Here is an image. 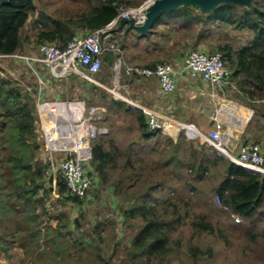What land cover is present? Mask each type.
Returning a JSON list of instances; mask_svg holds the SVG:
<instances>
[{"label": "rangeland", "instance_id": "obj_1", "mask_svg": "<svg viewBox=\"0 0 264 264\" xmlns=\"http://www.w3.org/2000/svg\"><path fill=\"white\" fill-rule=\"evenodd\" d=\"M125 1L127 3H122L124 7H138L147 0ZM86 3V0H35L36 11L20 31L21 48L17 51L18 54L36 50L38 44L35 39L37 40L41 29L39 13L49 14L51 17H58L60 14L63 16L81 10ZM175 18L166 12L156 20L151 33L141 37L143 39L135 34L118 35L122 57L117 58L142 65L172 63L174 54H178L179 58L184 57L190 49L212 52L209 49L216 44L230 43L238 48L248 43L247 33L224 25L213 26L212 32L208 30V35L196 37V32L200 30L199 25L191 22L187 29L177 22V26H174L173 23L178 21ZM164 22L168 23L163 28H156L158 23L162 25ZM142 42L145 45L140 44ZM138 46L141 49L143 47L145 52L139 54L136 50ZM134 53L145 62H134ZM19 65L13 59H1L0 77L17 78L14 80L30 92L34 101L35 94H38V91L35 92V76L26 63L25 69L29 74L21 75L16 69ZM38 71L44 75V70ZM121 75L122 70H116L114 66L108 68L103 60L94 79L104 82L106 88L111 89L118 85ZM45 80L47 81L46 77ZM83 80H74L77 82L74 89L69 88L68 91L71 89L73 97L77 98L82 97L86 91L85 101L88 106L98 104L107 108L105 120L102 118L100 123H90L107 128L106 134L97 137L101 136L104 141L119 148L116 165L108 168L105 180H94L95 186L90 187L89 196L80 206L68 203L55 205L57 200L54 199L55 188L52 186L53 190H50L47 202L48 213H44L41 207L37 209L38 225L41 227L40 250L43 253L34 257L32 264H159L157 258L146 259L142 253L133 254L132 241L142 228L143 222L139 216L126 218L124 211L129 212L134 204L142 202L153 208L155 217L167 236L171 250L168 264H264V201L260 212L252 220L242 219L238 224H233L227 213L215 202L214 189L223 177V160L230 158L219 154L223 160L213 166L209 164L207 174H197L190 168V163L195 164V169L204 158L214 159L218 153L213 146L203 139H189L182 128L179 135H163L161 132L150 139H143L132 111L126 112L123 108L114 107L110 100L114 99L110 91L98 84H93L97 88H87L83 85L87 81ZM227 81V89L224 88L223 95L226 98L232 96L231 99L241 100L250 106H253L251 101L255 102V121L263 125L264 98L251 100L240 92L233 78L230 77ZM69 84L71 82L65 86L69 87ZM55 86L51 82V87ZM104 91L108 96H103ZM42 94V99H52L49 93L45 94L43 91ZM120 94L129 96L122 91ZM133 110L140 111L137 107ZM223 110L230 112L228 107ZM40 128V119L36 114V135L41 144L37 160L46 164L44 143L39 135ZM0 151L6 153L2 149ZM128 154L129 164L121 169V163L128 158ZM113 183H117L115 194ZM156 184L150 195L145 196L148 188ZM200 222L210 225L212 231L198 227ZM15 229L18 228L12 226L9 230ZM19 229H22L21 226ZM9 252L8 256L0 249V264H30L31 258L26 256L25 249L19 243H15Z\"/></svg>", "mask_w": 264, "mask_h": 264}, {"label": "trees", "instance_id": "obj_2", "mask_svg": "<svg viewBox=\"0 0 264 264\" xmlns=\"http://www.w3.org/2000/svg\"><path fill=\"white\" fill-rule=\"evenodd\" d=\"M86 2V5L74 15L53 18L49 14L39 13L38 22L41 24V29L35 42L38 45L43 42H53L62 48L76 34L75 28H83L87 32L100 28L116 16L119 5L123 2L127 3L125 0H86ZM35 11V0H10L4 4L0 2L1 54H12L21 48L20 31ZM167 13L170 17L175 16L181 26L187 29L191 22L199 25L200 30L196 32V37L208 35L213 26L221 25L247 33L248 43L245 45L235 48L230 43L216 44L209 49L212 52H206L221 53L225 65L230 70L229 78L237 82L240 92L251 100L264 98V0H253L251 8L226 4L209 13L195 12L185 7ZM150 33L151 31L148 34ZM177 56L179 55L174 54L173 57ZM113 61L112 53L107 52L104 63L108 68L112 67ZM153 65L155 64L149 66ZM20 73L22 75L24 72ZM86 84H88L87 88L93 86L88 81ZM93 88L97 87L93 86ZM103 96H108L105 91ZM110 100L114 103V107L135 114L143 139L147 140L161 133L148 129L149 115L142 110L136 111L125 102ZM237 106L245 107L240 104ZM0 111V150L6 152L4 154L0 151V249L9 256L14 244L19 243L25 249L26 256L31 258L30 264H32L33 258L43 253V250H40L41 227L38 225L37 209L41 207L44 213H48L47 202L50 190L51 192L53 190L52 178L46 173L49 170V162L46 157V164L37 160L41 144L36 135L33 97L20 82L8 76L7 79L0 77ZM91 147V158L84 168L93 183L91 186L94 187V180H105L108 168L116 165L119 148L111 142L104 141L101 136L92 140ZM127 157L121 163V169L129 164L130 155L128 154ZM209 158H204L195 169V164L190 163V168H193L197 174H207L210 169L209 164L213 166L223 160L219 155L212 160ZM223 163V177L215 186L214 195L242 219L252 220L263 205L264 176L247 172L231 160L224 159ZM113 185L115 194L117 183ZM155 186L157 184L149 187L144 195H150ZM89 189L83 196L72 194L64 179L58 174L54 195V199L57 200L55 205L68 203L80 206L89 196ZM124 214L126 218L139 216L143 222L142 228L132 241L133 254L142 253L146 259L153 257L158 259L159 264H168L171 250L153 208L142 202L134 204L129 212L124 211ZM12 226L18 229L9 230ZM19 226L22 229H19ZM197 226L205 231H212L208 224L203 225L200 222ZM58 228L60 229V226Z\"/></svg>", "mask_w": 264, "mask_h": 264}, {"label": "built area", "instance_id": "obj_3", "mask_svg": "<svg viewBox=\"0 0 264 264\" xmlns=\"http://www.w3.org/2000/svg\"><path fill=\"white\" fill-rule=\"evenodd\" d=\"M145 7L146 4L136 8L120 6L117 17L107 25L87 35H73L64 48L58 47L53 42H44L38 46L37 53L33 55L0 54V60L21 59L29 66L31 63H38L56 80L75 75L92 82L91 75L100 69L102 54L105 51L119 52L114 33L118 21L133 17L135 24H141ZM124 69L128 76H156L163 94H169L175 90L176 78L183 73L191 79H200L220 89L228 83L230 75V70L225 65L221 53H206L199 50H190L186 53L179 67L168 62H160L152 67L124 63ZM36 74L38 75L37 71ZM42 85L41 91L44 90ZM27 88L30 90L28 86ZM42 98L38 92L35 98L37 100L35 112L40 119L39 135L44 143L46 160L49 162V170L46 173L52 178L54 188L57 175L60 174L72 194L83 196L92 183L84 168L91 158V142L98 135L107 133L105 126L90 122L100 123L106 108L97 105L87 106L84 101L78 99ZM181 128L189 139H203L213 146L218 154H223L220 150H224L225 154L245 171L264 176V150L258 143H241L237 152L233 154L227 151L222 135L217 129L202 133L193 124L186 123H182ZM148 129L167 135L172 133L170 125L158 120L154 115H149ZM215 198L218 207L227 213L229 219L235 223L242 221L241 217L224 205L218 196Z\"/></svg>", "mask_w": 264, "mask_h": 264}, {"label": "crops", "instance_id": "obj_4", "mask_svg": "<svg viewBox=\"0 0 264 264\" xmlns=\"http://www.w3.org/2000/svg\"><path fill=\"white\" fill-rule=\"evenodd\" d=\"M75 12L76 11H74L72 14L74 15ZM70 14L71 13H67L66 15ZM59 16L62 15L60 14L58 17L53 18H59ZM177 22L178 21L174 22L173 25L177 26ZM167 23L168 22H164L162 25L158 23L156 28H163V26H165ZM74 32L85 34L87 30L83 28H75ZM123 34L124 36H132V34L136 35V32L135 30L127 29ZM137 36L139 35H136V37ZM139 37H143V35ZM140 44L145 45L144 42ZM136 50L139 54H142L144 48L142 47L141 49V47L138 46L136 47ZM134 58V62H145L141 60L142 58L137 54L134 55ZM183 58L184 57L179 58V56L174 57V60L172 61L173 65L175 67H179L183 61ZM10 59L15 60L16 64L20 63L21 66H16V69H18L20 72L23 71L24 75L29 73L25 69V62H22L20 59ZM35 64L38 63H31L30 65L37 85L35 92L38 91L42 97H44L42 94L43 91L45 94L49 93L52 99L59 98L62 100H82L88 106L87 102L85 101V93L81 95L82 97L77 98L73 97V93L71 92V89H74L73 86L77 83L74 82V80H82L80 77L70 75L67 78L61 80H54L50 77L47 69L42 67L40 64L38 66ZM40 69L44 70L45 76L43 73L38 71ZM36 71L38 75L36 74ZM45 77L47 78V81L45 80ZM39 80H41V82H39ZM51 82L56 84L55 88L51 87ZM69 82H71V84H69L70 86L66 87L65 84L67 85ZM93 82L103 87V89L110 91L113 94V98L115 100L127 103L132 109L137 107L143 112L148 113L147 115H154L158 120L170 125L173 135L175 133H177L176 135H179L181 132L182 123H189L197 127L202 133H207L211 129H217L221 135L223 134V144H225L227 150L230 153L235 154L237 152L238 146L244 142L258 143L262 150H264V123L262 122L263 125H261L259 122L255 121L257 115L253 106L256 103L251 101L253 106H250L247 103H242L241 100H236L234 98L231 99L232 96L228 97L226 95V98L223 95L225 93L224 88H226V86L220 89L211 86L200 79H191L185 73H183V75H179L176 78V88L169 94H163L161 92L158 79L155 76L133 78L127 77L123 74L119 79L118 85L116 84L115 88L111 89L106 88L107 86L104 85V82H98L96 79H94ZM41 84H43L42 86L44 88L42 91L40 88ZM83 85L87 86L88 84L85 83ZM69 88H71L70 91H68ZM121 91L129 96L131 94V96L126 97L125 95H121ZM35 95L36 96L33 94L34 103L37 101L35 100V98H37V93ZM225 101H230L229 103L234 104L231 106L232 112L223 110L224 104H226ZM235 104H240L246 107V117H241L243 114L238 111V107ZM95 105L103 106L98 104ZM237 124L241 125L238 126Z\"/></svg>", "mask_w": 264, "mask_h": 264}, {"label": "water", "instance_id": "obj_5", "mask_svg": "<svg viewBox=\"0 0 264 264\" xmlns=\"http://www.w3.org/2000/svg\"><path fill=\"white\" fill-rule=\"evenodd\" d=\"M10 0H0L7 3ZM151 1V2H150ZM150 5L145 10V20L141 25H134V20H124L128 23L127 29H134L138 35H144L154 25L156 20L164 13L175 11L181 7L209 13L220 5L235 4L239 7L251 8L253 0H150ZM227 156V154H222Z\"/></svg>", "mask_w": 264, "mask_h": 264}, {"label": "clouds", "instance_id": "obj_6", "mask_svg": "<svg viewBox=\"0 0 264 264\" xmlns=\"http://www.w3.org/2000/svg\"><path fill=\"white\" fill-rule=\"evenodd\" d=\"M149 1L150 0H147V1H145L144 3H142V4H146V5H148V3H149ZM141 4V5H142ZM140 5V6H141ZM120 6H122V7H124L123 6V4H121V5H119V7ZM119 7H118V13H119ZM139 7V6H138ZM124 8H136V7H124ZM146 8L147 7H145V10H146ZM145 10H144V19H143V21H142V23L144 22V20H145ZM118 13L116 14V16L114 17V18H116L117 17V15H118ZM165 14V13H164ZM163 15V14H162ZM161 15V16H162ZM113 18V19H114ZM112 19V20H113ZM130 19H133V20H135L133 17L132 18H130ZM111 20V21H112ZM126 20H129V19H126ZM109 23V22H108ZM107 23V24H108ZM141 23V24H142ZM107 24H105V25H107ZM141 24H135V21H134V25H141ZM104 25V26H105ZM154 25H155V23H154ZM154 25L148 30V32L146 33V34H148L149 33V31H151V29L154 27ZM104 26H102V27H104ZM102 27H100V28H102ZM127 27H128V23L127 22H125L124 21V19H120L119 21H118V23H117V26L115 27V29H114V33H115V39H116V41H117V44H118V47H119V41H118V39H117V36L118 35H121V34H123L124 33V31H126L127 30ZM97 29H99V28H97ZM96 29H94V30H92V31H89V32H86L85 34H82V35H87V34H89V33H91V32H93V31H95ZM128 30H131V29H128ZM132 30H134V29H132ZM77 35H81V34H79V33H76ZM76 34H74V35H76ZM146 34H144L143 36H145ZM136 35H138L137 33H136ZM139 36H142V35H139ZM44 43V42H43ZM56 44V43H55ZM40 45V44H39ZM39 45H37V47H36V50L34 51V52H29V53H23V55H33V54H35V53H37V48H38V46ZM57 45V44H56ZM58 46V45H57ZM66 46V45H65ZM64 46V47H65ZM59 47V46H58ZM64 47H62V48H64ZM61 48V47H60ZM190 50H196V49H190ZM190 50H188L186 53H188ZM199 51H201V50H199ZM107 52H111L112 53V55H113V57H114V61H113V65H112V68H113V66L114 67H116V70H122L123 71V74L125 75V76H127V77H135V76H128V75H126V73H125V69H124V63H127V64H136V63H130V62H126L125 60H121L120 58H117V57H122L121 56V49H120V47H119V52H117V53H115V52H113V51H105L103 54H102V56H101V66H102V62H103V60H104V57H105V55L107 54ZM203 52H206V51H203ZM206 53H209V52H206ZM1 54V53H0ZM12 54H18V52L16 51L15 53H12ZM12 54H5V55H12ZM185 57V56H184ZM16 59V58H15ZM184 59V58H183ZM21 60V59H20ZM22 62H25L26 63V65L28 66H26L27 68H30V66L27 64V62L26 61H24V60H21ZM165 63H167V62H165ZM168 63H171V62H168ZM157 64V63H156ZM171 64H173V63H171ZM136 65H142V64H136ZM101 66H100V68H101ZM142 66H149V65H142ZM154 66V65H153ZM150 67H152V66H150ZM30 70H31V68H30ZM100 70V69H99ZM98 70V71H99ZM97 73V72H96ZM96 73H94V74H92L91 75V77H92V79H93V81H94V76H95V74ZM1 76V75H0ZM7 77V76H6ZM51 77V76H50ZM152 77V76H151ZM156 77V76H155ZM52 78V77H51ZM137 78H140V77H137ZM157 78V77H156ZM53 79V78H52ZM158 79V78H157ZM54 80H56V79H54ZM88 81V80H87ZM90 82V81H88L89 83H91V84H95L94 82ZM173 92V91H172ZM106 114V113H105ZM146 114H148V113H146ZM186 124H189V123H186ZM197 128V127H196ZM198 129V128H197ZM199 130V129H198ZM200 131V130H199ZM183 132H184V130H183ZM201 132V131H200ZM173 133H171L170 135H172ZM186 135V134H185ZM192 140V139H191ZM228 151V150H227ZM219 155V154H218ZM220 155H222V154H220ZM227 157V156H226ZM229 157V156H228ZM230 158V157H229ZM230 160H231V158H230ZM232 161V160H231ZM233 162V161H232ZM234 163V162H233ZM242 168V167H241ZM243 169V168H242ZM235 213V212H234ZM238 215V214H237ZM239 216V215H238ZM242 219V218H241ZM231 220V219H230ZM232 221V220H231ZM233 222V221H232ZM233 224H238V223H235V222H233Z\"/></svg>", "mask_w": 264, "mask_h": 264}, {"label": "bare ground", "instance_id": "obj_7", "mask_svg": "<svg viewBox=\"0 0 264 264\" xmlns=\"http://www.w3.org/2000/svg\"><path fill=\"white\" fill-rule=\"evenodd\" d=\"M151 2V1H150ZM150 2L148 3V5H146V7H148L149 5H150ZM146 48V47H145ZM230 101H225V103L226 104H224V108L225 107H228L229 108V111L230 112H232V108H231V106L232 105H234V104H232V103H229ZM236 105V104H235ZM237 106V105H236ZM238 107V111L240 112V113H242L243 115H245V116H242L243 118L244 117H246V111H247V109H246V107H239V106H237ZM250 114V113H249ZM241 124H239V126H240ZM193 130H194V128H193ZM195 131H197V130H195ZM223 135V134H222ZM222 138H223V136H222ZM223 154H225L226 152L224 151V150H220Z\"/></svg>", "mask_w": 264, "mask_h": 264}]
</instances>
